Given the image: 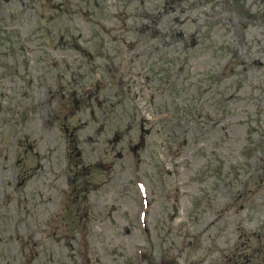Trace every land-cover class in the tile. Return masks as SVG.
Returning a JSON list of instances; mask_svg holds the SVG:
<instances>
[{
    "label": "rangeland",
    "instance_id": "1",
    "mask_svg": "<svg viewBox=\"0 0 264 264\" xmlns=\"http://www.w3.org/2000/svg\"><path fill=\"white\" fill-rule=\"evenodd\" d=\"M0 264H264V0H0Z\"/></svg>",
    "mask_w": 264,
    "mask_h": 264
},
{
    "label": "flooded vegetation",
    "instance_id": "2",
    "mask_svg": "<svg viewBox=\"0 0 264 264\" xmlns=\"http://www.w3.org/2000/svg\"><path fill=\"white\" fill-rule=\"evenodd\" d=\"M170 22H173V23H181V22H180V19L177 18L176 16H175V17H172L171 20H170ZM170 31H173L172 27L170 28ZM168 34L172 35L170 32H169ZM121 65H122V64H121ZM102 67H103V69H106V66H105V65H103ZM107 69H108V67H107ZM96 74H98V73H96ZM100 74H101V73H100ZM97 80L99 81V83H101V81H100L99 79H96V77H95L94 82H96ZM93 84H94V83H93ZM95 84H96V83H95ZM96 88H98L97 91H94V90H93L92 96H88V97H87V101H88V102L91 101V98H92V97H93V100H95V99L97 98V95L99 94V86L97 87V85H96V86H95V89H96Z\"/></svg>",
    "mask_w": 264,
    "mask_h": 264
}]
</instances>
